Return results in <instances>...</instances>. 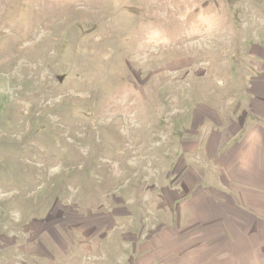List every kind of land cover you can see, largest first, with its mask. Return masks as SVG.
Listing matches in <instances>:
<instances>
[{"label":"rangeland","instance_id":"rangeland-1","mask_svg":"<svg viewBox=\"0 0 264 264\" xmlns=\"http://www.w3.org/2000/svg\"><path fill=\"white\" fill-rule=\"evenodd\" d=\"M256 212L264 0H0V264H236Z\"/></svg>","mask_w":264,"mask_h":264},{"label":"crops","instance_id":"crops-1","mask_svg":"<svg viewBox=\"0 0 264 264\" xmlns=\"http://www.w3.org/2000/svg\"><path fill=\"white\" fill-rule=\"evenodd\" d=\"M248 194H251V193H248ZM252 196L254 195L252 194ZM251 207L253 210L257 211V209L254 208L252 204H251ZM262 213L263 212L259 214L258 212H256V213L246 215V217H242V221L240 225L241 231L240 230L238 231L240 233L239 237L242 238L244 237L243 235L248 236L249 234H251L254 237V241H255L254 245H256V247L254 246L250 247L248 246V244H245L243 248L240 249V252H238L237 255L235 256L231 255L232 258L236 259V264L262 263L263 259L259 257L264 254V213L263 214ZM193 221H194V225H193L194 228H199V229L202 225H205L208 222L211 223V221L204 222L200 218L196 219L194 215H193ZM236 228H238V226H236ZM227 257H230V256H227Z\"/></svg>","mask_w":264,"mask_h":264}]
</instances>
